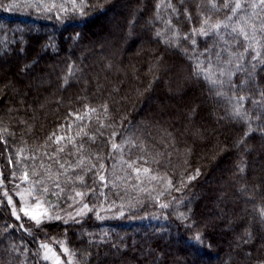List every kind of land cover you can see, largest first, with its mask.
Returning a JSON list of instances; mask_svg holds the SVG:
<instances>
[{"label":"trees","instance_id":"obj_1","mask_svg":"<svg viewBox=\"0 0 264 264\" xmlns=\"http://www.w3.org/2000/svg\"><path fill=\"white\" fill-rule=\"evenodd\" d=\"M240 2L0 0V264H264V4Z\"/></svg>","mask_w":264,"mask_h":264},{"label":"rangeland","instance_id":"obj_2","mask_svg":"<svg viewBox=\"0 0 264 264\" xmlns=\"http://www.w3.org/2000/svg\"><path fill=\"white\" fill-rule=\"evenodd\" d=\"M106 16L110 22L106 24L105 30L101 31L98 30V27H96L95 29H93L94 31H92L94 32V36L96 38L97 44L100 45L99 47H101V45H104L103 47H108L109 43L112 41L111 39L114 36V28H113L114 24L112 23V21H114V19L117 18V12L109 11L106 14ZM98 20L100 22L103 21V19H101L100 17L96 19V21ZM74 46L75 45H71V50L74 49ZM174 56L176 57V55ZM177 104L180 105L179 102ZM177 112L178 110L174 107L172 115H176ZM3 144L4 143L2 142L0 136V171L2 170L3 174L4 173L8 174L9 163L7 161V156H6L7 154L5 149L3 148L4 147ZM16 181L14 180L13 182L14 184L11 185L13 186L14 192L16 191L19 197L18 199L20 201V203H17L18 205L15 206V211H18V216H21V218L27 217L29 219H33L32 217L35 216L36 219L33 220L37 221L38 219L42 218L44 214L48 213V210L46 209L44 203L38 199H34L31 190L25 187L21 182H16ZM22 209H26L27 212L30 213L31 215L25 214V211H23ZM69 211L74 212L72 215H76L77 213H81L83 211V207L81 206L80 203L76 205L75 208H72ZM45 252H46L45 255L56 264H59L63 260L61 255H59L52 246L46 247ZM192 256L199 258L204 263H207L210 260L213 262L218 261V257L207 258L204 255H202L200 252H198V254L192 252Z\"/></svg>","mask_w":264,"mask_h":264},{"label":"snow or ice","instance_id":"obj_3","mask_svg":"<svg viewBox=\"0 0 264 264\" xmlns=\"http://www.w3.org/2000/svg\"><path fill=\"white\" fill-rule=\"evenodd\" d=\"M260 2H261L262 4H264V0H260ZM224 6H225V7H229V4L226 2ZM213 7H215V5H213ZM242 7H243V5H242V3L240 2V0H236L235 6L232 8L233 13H235L237 9H240V8H242ZM81 14H83V9H81ZM221 24H222V22H217V23H215V24H211V23L209 22V20L206 19L205 21H203L202 26H201V28L199 29V32H200L201 34H203V35H207L209 32H216V33H219V31H220V29H221ZM225 27H226V25H225ZM251 27L253 28V31H254V30H255V25H251ZM236 30H237V29H235V28L233 29V31H236ZM194 31H195V30H194ZM239 32H240L241 35L244 36L245 39H249L248 34H247V32L245 31L244 27H240V28H239ZM193 43H195V42L193 41ZM219 71H220L221 75H225V74H227V75H229V76L232 75V73H230V72L225 73V71H224L223 69H220ZM197 74H198V75H199V74H203V75L205 76V79H208V80H209L213 85H215V86H221L222 83H223L222 80H215V79L212 78V76H214V73L211 72V65H210V67H209L208 69H200L199 66H197ZM217 95H222V93H217ZM233 115L236 116V117H240V116L242 115V113H241V111H240V108H239V105H237V106H235V107L233 108ZM113 147L115 148L116 145L114 144ZM25 179H27V174H25ZM8 202H9V203L12 202V201H11V197H9ZM166 206H167V205H165V207H166ZM22 210L25 211V214L31 215L30 213L27 212L26 209H22ZM12 214H13V215H17V213H16L15 210H13V213H12ZM17 218L19 219V216H18V215H17ZM32 218H33V219H36L35 216H33ZM37 223H39V220H37ZM194 239H196V240H200V236H199V234H197V235L194 237ZM64 251L67 252L68 250L65 249Z\"/></svg>","mask_w":264,"mask_h":264}]
</instances>
